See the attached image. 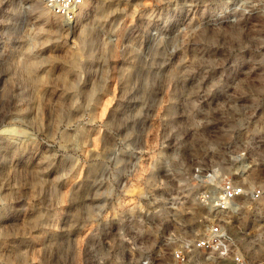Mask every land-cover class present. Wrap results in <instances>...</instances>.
<instances>
[{
    "label": "rangeland",
    "instance_id": "rangeland-1",
    "mask_svg": "<svg viewBox=\"0 0 264 264\" xmlns=\"http://www.w3.org/2000/svg\"><path fill=\"white\" fill-rule=\"evenodd\" d=\"M210 222L264 261V0H0V264H173Z\"/></svg>",
    "mask_w": 264,
    "mask_h": 264
},
{
    "label": "built area",
    "instance_id": "built-area-1",
    "mask_svg": "<svg viewBox=\"0 0 264 264\" xmlns=\"http://www.w3.org/2000/svg\"><path fill=\"white\" fill-rule=\"evenodd\" d=\"M44 5L53 14L59 16L65 22L72 23L82 12L86 0H43ZM208 189L201 197L204 206H209L221 212L231 210L234 202L241 198L257 200L262 196L260 188H247L231 178L221 179L216 172L207 174ZM215 253L219 259L230 257L235 264H245L240 254L230 250L227 233L220 222H210L205 227L203 235L198 237L192 244L187 245L184 250L173 253V264H187L191 252ZM260 264H264V261Z\"/></svg>",
    "mask_w": 264,
    "mask_h": 264
}]
</instances>
